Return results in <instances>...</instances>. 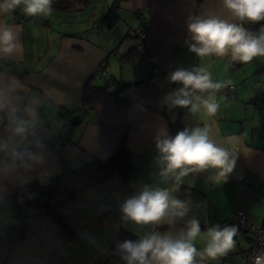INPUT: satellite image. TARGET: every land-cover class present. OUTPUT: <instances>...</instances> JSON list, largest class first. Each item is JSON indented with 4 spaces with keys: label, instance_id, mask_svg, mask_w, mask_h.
Listing matches in <instances>:
<instances>
[{
    "label": "crops",
    "instance_id": "obj_1",
    "mask_svg": "<svg viewBox=\"0 0 264 264\" xmlns=\"http://www.w3.org/2000/svg\"><path fill=\"white\" fill-rule=\"evenodd\" d=\"M113 1H73L71 10L52 12L50 18L28 17L22 8L0 15V23L22 28L21 52L14 59H0V72L18 77L29 93L44 97L42 114L46 118L56 120L64 111L72 118L81 106L84 84L95 73L93 84L105 85L109 78L127 84L90 107L86 105L89 109L70 130L69 149L61 153L49 149L53 160L48 180L93 159H109L122 139L131 165L126 184L119 175H112L59 207L61 216L77 232L70 240L61 236L51 218L35 214L17 198L26 190V184L4 182L5 187L0 189V264H124L116 259L105 260L119 228L137 237L138 231L142 234L148 229H136L130 222L125 225L121 212L119 222L102 221L101 217L113 207H120L139 185L171 186L159 183L155 175L154 137L163 127L171 135L170 124L176 121L183 128H191L207 119L193 116L184 108L168 110L162 106L164 96L179 87L168 82V74L194 66L207 67L214 81L232 82L231 95H225L224 88L217 92L220 111L214 120L220 137L240 138L242 153L226 183H207L206 173L189 174L175 195L201 204L190 216L194 214L200 220L202 231L215 224L224 226L242 213L245 221L235 237V250L211 264H244L242 254L249 247L247 233L264 220V108L253 102L254 97H264V79L259 76L264 73V59L256 60V67L249 63L229 66L227 57L201 59L188 50V14L216 12L228 18L219 0H122L116 24L106 28L101 19ZM16 12L24 17L23 21L15 19ZM142 22L148 28L143 41L134 32ZM114 29L123 33L120 42L111 36ZM123 42L124 46L118 48ZM129 50H135L139 58L121 62L119 56ZM103 59L107 60L106 74L96 72ZM250 74L262 85L246 80ZM31 181L46 183L36 173L31 174ZM12 224L25 226L17 243L7 238ZM182 226L183 222L177 225ZM159 230L165 231L167 226ZM196 246L200 248L202 243L197 241Z\"/></svg>",
    "mask_w": 264,
    "mask_h": 264
},
{
    "label": "clouds",
    "instance_id": "obj_2",
    "mask_svg": "<svg viewBox=\"0 0 264 264\" xmlns=\"http://www.w3.org/2000/svg\"><path fill=\"white\" fill-rule=\"evenodd\" d=\"M53 0H0V15L22 8L28 17L49 16ZM228 18L216 12L189 13L185 24V44L197 57H227L229 66L247 64L264 57V26L253 32L243 25L264 21V0H219ZM21 25L0 23V59H14L22 49ZM179 87L167 93L162 106L168 110L187 109L193 116L207 117L195 127H185L171 136L166 127L157 129L153 157L161 184L139 185L120 204L121 221L136 229L147 228L135 241L116 245V254L124 264H211L235 250L239 227L215 224L202 231L193 214L190 198L180 199L184 178L206 173L205 182H227L240 151L239 137H220L214 118L220 111L217 92L229 81H214L207 67L177 68L167 76ZM44 97L31 94L16 76L0 72V189L4 182L30 183L36 173L47 182L53 154L48 141L59 131L60 122L46 118L42 110ZM183 222L182 227L177 225ZM167 230L160 231L163 226ZM197 241L202 247L197 248ZM252 264H264V251L256 254Z\"/></svg>",
    "mask_w": 264,
    "mask_h": 264
},
{
    "label": "trees",
    "instance_id": "obj_3",
    "mask_svg": "<svg viewBox=\"0 0 264 264\" xmlns=\"http://www.w3.org/2000/svg\"><path fill=\"white\" fill-rule=\"evenodd\" d=\"M73 1L82 3L85 0H53V12H67L71 10V8H73ZM121 1L122 0H114L106 14L102 17L101 22L106 28H112L116 24L119 18L118 9ZM243 26L253 32H257L261 26H264V21H260L255 24L245 23ZM137 58H139V54H137L135 50H129V52L119 56L121 62ZM95 76L96 73L89 77L87 82L84 84L81 93V106L74 110L75 113L73 117H68V111H64L61 114L60 118L63 119L62 127H68L69 130H71V128L83 118L85 114L83 109L86 105L90 107L91 104L105 98L106 96L113 95L127 86V84L121 83L119 80L114 78L107 79L105 85H96L92 83ZM111 86L115 88L112 91L110 90ZM183 129L182 124L178 121L170 124L171 136H175L177 132ZM48 148L51 149L49 144ZM54 151L58 153L62 152L61 149H54ZM112 175H119L125 184L131 176L129 151L126 149L123 139L120 141L115 152L105 161L93 159L90 162L80 165L74 170H62L58 175L49 179L46 183H39L38 181H31L30 183H27L24 187L27 191L34 193L38 188H42V191L39 195H33L32 197L27 198L25 205L31 208L35 214L51 218L61 236L65 240H70L77 235V232L61 216L58 210L59 207L85 189L91 186L100 185L106 178ZM119 217L120 207H113L101 217V220L106 222H119ZM24 232V225L12 224L7 229V238L11 243H17L23 237ZM138 238L139 237L136 235L120 227L109 248V252L105 260L116 259L124 263L116 254L117 243L125 240L135 241Z\"/></svg>",
    "mask_w": 264,
    "mask_h": 264
},
{
    "label": "built area",
    "instance_id": "obj_4",
    "mask_svg": "<svg viewBox=\"0 0 264 264\" xmlns=\"http://www.w3.org/2000/svg\"><path fill=\"white\" fill-rule=\"evenodd\" d=\"M14 17L15 19L19 21L24 20V17L19 16L17 12L14 14ZM134 32L141 41L145 40L148 34L147 25L143 22L140 23L135 28ZM122 46H124V42L121 43L118 48H121ZM96 71L99 73H103V74L107 73V60L106 59L101 60V62L97 66ZM233 89H234V86L230 84L223 89V92L225 93V95H231ZM119 95L117 94L116 96L118 97ZM253 102L256 105L264 108V97L262 98L254 97ZM88 109L89 107L86 106L84 107L83 111L86 112ZM83 111H80V112H83ZM54 121L60 122L59 131L56 132L52 136V138L48 141V144L50 145V148L52 149V151H54V149H61L62 152H64L70 148V143L68 142L70 130L68 127H62L63 125L62 118L58 120H54ZM41 191H42V188H38L34 193H31L25 190V191H22V193H20L17 196V198L20 201H26L27 198L32 197L33 195H39ZM244 221H245L244 215L242 213H237L230 220H227L225 222V225H237L239 227V231H238V234H239L241 233L240 232L241 225L244 223ZM247 237L249 239V247L247 250L243 252L242 255L244 259V264H252L254 256L260 253L261 251H264V220H262L261 224L258 227L249 230L247 233Z\"/></svg>",
    "mask_w": 264,
    "mask_h": 264
},
{
    "label": "rangeland",
    "instance_id": "obj_5",
    "mask_svg": "<svg viewBox=\"0 0 264 264\" xmlns=\"http://www.w3.org/2000/svg\"><path fill=\"white\" fill-rule=\"evenodd\" d=\"M46 17H48V18H50V16H46ZM40 19H42V17L40 18ZM53 19H56L57 20V17L56 18H51V20H53ZM119 25H122V27H124V25L123 24H121V22L119 23ZM259 30V29H258ZM257 30V31H258ZM115 36L116 37V41H118V42H120V40H121V38H122V36H123V33L122 32H120L119 30H112V34H111V36ZM115 37L113 38L112 37V39H115ZM129 39H127V41H128ZM129 41H132V40H129ZM260 59H264V57H257V58H255V60H253V61H251L248 65H254L255 67H256V60H260ZM260 76V79H264V73H262L261 75H259ZM102 79H106L105 77H101ZM246 80H249V81H253V80H255V82H253V84H257V85H262V83L261 82H258V81H256V76L255 75H253V74H250L249 75V77H248V79H246Z\"/></svg>",
    "mask_w": 264,
    "mask_h": 264
}]
</instances>
